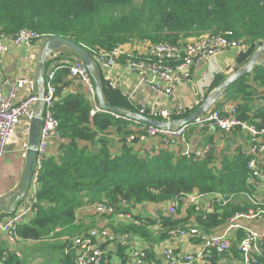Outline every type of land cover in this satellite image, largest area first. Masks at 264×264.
I'll return each mask as SVG.
<instances>
[{
    "label": "trees",
    "instance_id": "obj_1",
    "mask_svg": "<svg viewBox=\"0 0 264 264\" xmlns=\"http://www.w3.org/2000/svg\"><path fill=\"white\" fill-rule=\"evenodd\" d=\"M21 29L36 32L40 41L57 37L83 49L91 61L103 102L111 110H101L97 95L91 100L81 88L63 95L64 88L74 79L67 69L55 73L52 110L62 141L58 155L46 156L44 160L33 213L18 226L15 246L18 241L44 243L49 238L66 235L74 239L88 234L82 227L80 232L75 231L73 225L76 210L85 204H110L115 206V212L128 214L136 205L169 204L175 199L184 203L186 195H220L228 202L214 204L205 215L196 213L189 204L185 209H194L192 217L196 226L207 232L224 225L236 214L256 209L252 202L260 205L264 202L259 188L247 184L249 159L239 149L223 155L217 162L213 156L204 160L188 159L171 150L138 154L126 141L129 135H141L147 127H159L163 122L148 116V111L140 115L139 106L129 103L119 90L110 88L99 66L91 59L93 53H109L117 47L137 45L148 51L130 50L128 53L136 59H148L152 45H185L206 35L231 32L242 45L234 51L237 68H242L260 48L264 51V0H0V34L10 36ZM69 52L74 60H79ZM63 57L55 59L61 60L62 66L69 65L71 59L68 62ZM126 57L123 55L119 62ZM49 64L50 61L44 62V72ZM226 78L227 75H217L211 89L222 85ZM257 88L264 89V58L250 73L221 91L222 103L214 109L220 110L223 104L236 102L239 104L237 119L261 128L264 107L252 106ZM95 106L100 111L91 115ZM188 115L173 118L180 123L179 120ZM128 116L139 122L133 129V121L121 119ZM150 121L157 125H151ZM108 136L117 139V154L110 152L109 140L105 138ZM262 170L264 174V161ZM20 202L15 200L16 204ZM93 213L102 218L111 216ZM4 214L0 211V217ZM134 219L142 221L143 226L137 228L130 222L124 232L145 234L147 226L158 225L162 240L168 239L169 229L186 221L168 214L159 216L156 221ZM57 230L61 232L55 235ZM1 237L0 234V264H24L15 253L3 257L6 243ZM240 238L238 236L237 241ZM235 245L231 252L240 257ZM71 247L70 240L60 246L62 264H75L76 255Z\"/></svg>",
    "mask_w": 264,
    "mask_h": 264
},
{
    "label": "built area",
    "instance_id": "obj_2",
    "mask_svg": "<svg viewBox=\"0 0 264 264\" xmlns=\"http://www.w3.org/2000/svg\"><path fill=\"white\" fill-rule=\"evenodd\" d=\"M40 35L36 32L21 29L14 35L0 34V61L8 55L11 50L19 51L21 48L30 49L34 43L39 42ZM242 48L239 41L233 38L231 32L223 35H206L201 39L187 44L171 46L159 43L150 47L148 59H136L133 55L125 52L121 47L115 48L109 53L92 54V61L103 71L105 79L112 89L116 88L115 82L111 81L110 75L121 66L125 71L136 75L140 81H156L152 84V90L160 96L172 98L176 91L190 81V70L199 66L212 57L226 51H237ZM260 51L263 49L260 48ZM126 54V59L120 63V58ZM53 55L45 61H50L49 68L44 72V81L41 87L37 81L28 76L18 75L11 81H0V163L7 153L12 140L17 144L16 153L26 161L30 149L31 126L34 119L40 114L41 125L39 142L36 150V158L33 162L30 187L20 203H14L9 208L10 212L0 217V234L4 236L6 243L3 257L15 253L17 228L28 220L33 213L36 204V192L38 190V179L44 160L47 156L49 145L53 142L62 141L59 124L54 116L52 106L56 94V86L53 84L55 73L60 69H67L69 76L79 81L86 93L94 98L95 89L92 81V70L87 68L79 59L74 60L68 66L58 65L53 61ZM261 106L264 107V97L259 96ZM239 105L227 103L222 109H212L204 115L194 119L188 124L170 123L168 118L170 112L163 109L151 110L148 116L151 118H162L167 123L155 127H147L141 135H130L129 142L134 140L143 142L146 139H155L161 150H174L185 146L187 131L190 126H198L217 129L219 135L216 142L205 144L202 148L192 151L184 147L181 155L186 158L204 160L216 154L225 141V137L238 129L249 136V148L246 153L248 162L247 184L255 187L264 185V174L262 170L264 159V124L257 128L254 124L237 119ZM100 109L95 106L91 115ZM145 109L141 107L139 114L143 115ZM182 113L180 106L173 108V114L179 116ZM117 118V117H116ZM132 121L130 116L121 118ZM256 123H260L257 121ZM133 124L138 125L135 119ZM171 125L170 127L168 125ZM186 201L193 206L196 213L205 215L210 212L216 203L226 204L220 195L208 199L203 203L204 195H186ZM256 209H250L247 213H239L227 219L222 230L217 232H205L196 226H184L169 229L166 233L169 241L193 240L199 243L200 250L195 253L184 254L177 260L172 247L165 248L161 256L165 263L177 261V264H212L215 257L228 254L234 246L232 236L234 233H242V238L236 243L235 248L241 257L242 264H260L264 245V232H257L242 224V221H259L264 219V202H252ZM179 207V200L175 199L169 203L167 214L175 216ZM96 213L112 215L116 214V208L110 204L99 203L94 207ZM120 218H131L129 214L117 213ZM205 218V217H204ZM137 224V222L135 223ZM167 240V241H168ZM115 242V237L107 230H91L88 234L75 238L72 241V250L75 252V264H104V255L101 249L104 244ZM145 250H136L131 254V264H146Z\"/></svg>",
    "mask_w": 264,
    "mask_h": 264
},
{
    "label": "crops",
    "instance_id": "obj_3",
    "mask_svg": "<svg viewBox=\"0 0 264 264\" xmlns=\"http://www.w3.org/2000/svg\"><path fill=\"white\" fill-rule=\"evenodd\" d=\"M44 41H39L33 44L30 49L21 48L19 51L11 50L8 55H6L0 61V81H11L18 75L28 76L31 79L37 81L38 79V69H39V61L41 54L43 53L42 43ZM121 49L125 52H129L130 50L137 52H147L146 47H142L141 45L137 46H123ZM258 52V51H257ZM256 52V53H257ZM236 52L234 51H226L222 54L216 55L209 59V61L199 65L192 67L190 70V81L185 86L179 88L175 95L172 98H167L164 96L157 95L152 90V84L156 81H140V79L127 71H125L121 66H119L115 71L111 72L110 78L111 81L115 82L117 90H119L126 98L129 103L133 105L139 106V111L144 108L148 113L151 110H167L170 112V116L168 121L173 123V125L178 124V120H174L173 117L176 115L173 114V108L175 106H180L182 108V114L189 113L188 117L192 115L201 105L211 99L214 92L217 88L212 87V83L214 78L217 75H227V80L230 76L236 73L238 70L242 68H237L236 61ZM264 54V52H263ZM258 54L256 65L262 62L264 55ZM53 61H55L58 65H63L61 60H56L55 58L59 56H64V60L70 61V64L74 61V57L69 52L68 48L62 47L58 49L56 52L52 53ZM255 55V54H254ZM253 55V56H254ZM263 55V57H262ZM69 58V59H68ZM251 60V59H250ZM250 62V61H249ZM69 64V65H70ZM66 66L67 63H66ZM245 67V66H244ZM102 73L104 80L107 82L109 86V82L105 79L104 73L101 69H99ZM93 69H92V81L93 77ZM250 73V72H249ZM73 81H70L69 86L64 88L63 95L68 93H73L75 91H80V88L85 91L79 81L73 78ZM81 85V86H80ZM94 85V84H93ZM110 87V86H109ZM111 88V87H110ZM95 89V87H94ZM86 93V91H85ZM96 93V90H95ZM96 95V94H95ZM264 97V89L257 88L255 93V101L252 106L257 108L260 107L259 96ZM86 96L91 100L94 98L90 97L87 93ZM221 95L219 98L210 105L207 109V112L211 111L215 108V106L220 103ZM240 101V100H239ZM238 101V102H239ZM222 103V102H221ZM227 103H236V102H227ZM225 103V104H227ZM223 104V106L225 105ZM238 104V103H237ZM239 105V104H238ZM222 106V107H223ZM219 110V109H218ZM204 113V114H205ZM203 114V115H204ZM202 116V115H201ZM187 117V118H188ZM200 117V116H199ZM160 118V117H158ZM162 120V124L165 125L167 123L164 119ZM185 119L179 120V122ZM133 121V117H132ZM255 123L259 120H253ZM132 129L135 127L132 124ZM191 127V126H190ZM139 130V128L137 127ZM219 132L217 129L206 128L192 126L187 131L186 143L185 146H180L177 149L171 150L175 153L181 152V149L187 147L192 151H196L202 148L205 144L216 142L217 136ZM130 137V135H129ZM128 137V138H129ZM109 140L110 143V152L113 154H117L119 151V147L115 144L117 139L112 136L105 137ZM128 138L126 139L127 143L131 144L133 149L137 151L138 154L144 155L143 153H150L157 150H160L158 143H156L155 139H146L143 142H129ZM60 143V142H59ZM59 143L53 142L49 145L47 156L56 157L58 155V147ZM17 144L14 140L8 146L7 153L4 156L2 162L0 163V202L5 204L7 207H11L12 204L15 203V198L19 195L26 171V161H23L19 155L16 153ZM249 148V136L240 130H234L231 134L225 137L224 143L218 148L213 155L215 162L219 160L225 154H231L235 150H240L244 155H246ZM264 160V159H263ZM259 191H264V185H260ZM259 194L264 196V194ZM216 195H204V200H199V203L203 201H208V199L214 198ZM256 196V195H255ZM222 197V196H221ZM257 197V196H256ZM224 199V198H223ZM4 201V202H2ZM226 201V200H225ZM188 202L184 203L179 202V207L177 210L175 218L178 219H186L185 224H181L177 227L184 226H196L192 214L194 209L190 208V210H185L187 208ZM169 204H141L136 205L131 208V211L128 213L131 218H120L117 213L112 214L110 217H98L93 216V212H96L94 207L95 205H84L75 212V231L80 232V227L84 230L91 231L95 230H107L115 237V242L111 244H103L101 249L104 255V264H131V254L136 250H145L146 253V264H177V261L172 263H165L161 253L167 247H172L175 253V257L177 260L181 259L184 254L187 253H195L200 250V245L198 242L193 240H178V241H169L168 239L162 240V232L160 231V227L158 225L155 226H147L145 229V234L143 233H133V232H124V228L126 225L134 224L137 228H141L143 226L142 221H137L134 218L138 217L140 219H148L150 221H156L159 216L163 214H167V208ZM193 207V206H191ZM188 209V208H187ZM179 210L181 212L179 213ZM137 222V224H135ZM242 224L248 226L249 228L256 230L257 232H264V219L259 221H242ZM121 228V231H118V228ZM197 227V226H196ZM224 225L220 227H216L210 229L211 232L219 233ZM117 228V229H116ZM207 231V232H209ZM61 232V230H57L54 234ZM82 233V232H81ZM53 234V235H54ZM242 234V233H241ZM2 235V234H1ZM238 236L242 238L238 232L234 233L232 236V242L236 244L238 241ZM80 237V236H78ZM77 238V237H76ZM240 238V239H241ZM1 239L4 240V236L2 235ZM75 239V238H74ZM74 239L68 238L66 235L61 237L49 238L44 243L39 242H23L18 241L16 249H18V253L20 258L24 260V264H62L60 262V246L63 244V241H72ZM168 240V241H167ZM60 243V244H59ZM67 251H64L66 253ZM213 259L212 264H242L240 257L236 254L230 252L224 256L216 257ZM262 262L260 264H264V245L261 259Z\"/></svg>",
    "mask_w": 264,
    "mask_h": 264
},
{
    "label": "water",
    "instance_id": "obj_4",
    "mask_svg": "<svg viewBox=\"0 0 264 264\" xmlns=\"http://www.w3.org/2000/svg\"><path fill=\"white\" fill-rule=\"evenodd\" d=\"M42 46H43V53L41 54L40 61H39L38 79H37V85L39 87L42 86L43 81H44V62L45 60L47 59V57L52 55V53L56 52L58 49L62 47L68 48L75 55H77L78 58L85 64L87 68L91 69L92 67L91 61L88 55L86 54V52L70 41L55 37V38H51L49 40L44 41L42 43ZM258 54H259L258 52L255 53V55L251 58L250 62L245 67L238 70L236 73L230 76L219 88H217V90L212 95L211 99H208L207 101H205L201 105V107H199L192 115H190L185 120L181 121L179 124L184 125V124L191 123L194 119L203 115L207 111V109L210 107V105L213 104L219 98L222 90H224L230 84L237 81L239 78L248 74L255 67ZM93 84L96 90L97 98L99 100L100 109L103 111L111 110L109 107H107L104 104L101 94L99 92L97 81L94 77H93ZM150 124L157 125L152 121H150ZM40 125H41V117L39 114L34 119V121L32 122V126H31L30 149L28 153V158L26 160V171H25V176H24V182H23V186H22V189L19 195L15 198L18 200H22L25 197L30 187L33 162H34V159L36 158V150H37V145L39 142ZM168 126L170 127L171 125L169 124ZM0 211L5 214H8L10 212V209L9 207L5 206L3 203L0 202Z\"/></svg>",
    "mask_w": 264,
    "mask_h": 264
},
{
    "label": "rangeland",
    "instance_id": "obj_5",
    "mask_svg": "<svg viewBox=\"0 0 264 264\" xmlns=\"http://www.w3.org/2000/svg\"><path fill=\"white\" fill-rule=\"evenodd\" d=\"M263 52H264V51H262V50H261V51L258 50V53H259V54H263ZM263 55H264V54H263ZM263 55H262V57H263ZM2 202H4V201H2ZM4 205H5V204H4ZM5 206H6V205H5Z\"/></svg>",
    "mask_w": 264,
    "mask_h": 264
}]
</instances>
